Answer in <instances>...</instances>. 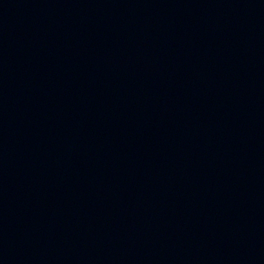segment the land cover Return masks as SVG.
Wrapping results in <instances>:
<instances>
[{
	"label": "water",
	"instance_id": "obj_1",
	"mask_svg": "<svg viewBox=\"0 0 264 264\" xmlns=\"http://www.w3.org/2000/svg\"><path fill=\"white\" fill-rule=\"evenodd\" d=\"M0 264H264V0H0Z\"/></svg>",
	"mask_w": 264,
	"mask_h": 264
}]
</instances>
